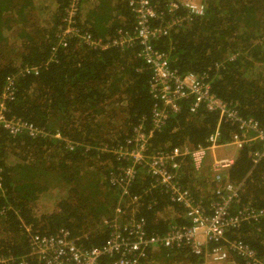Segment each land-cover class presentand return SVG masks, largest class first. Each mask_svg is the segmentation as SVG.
Masks as SVG:
<instances>
[{
	"label": "trees",
	"instance_id": "16d2710c",
	"mask_svg": "<svg viewBox=\"0 0 264 264\" xmlns=\"http://www.w3.org/2000/svg\"><path fill=\"white\" fill-rule=\"evenodd\" d=\"M67 1L0 0V93L6 77L16 74L7 117L25 119L41 129L33 137L0 125V256L8 260L5 264H19L21 259L47 264L31 251L30 232L50 235L64 228L80 248L100 245L119 197L107 181L119 164L101 145L122 143L141 117L149 124L150 71L136 49L93 48L69 36L65 46L51 51L65 25ZM126 1L81 0L74 26L95 38L132 29ZM204 1L203 16L155 45L168 53L179 73H206L215 94L264 127V0ZM25 66L36 67L37 73L17 74ZM190 102L182 101L180 111L154 133L151 150L206 142L217 117L203 109L189 113ZM221 127L225 140L236 130L225 122ZM68 140L75 143L72 148ZM249 150H239L227 173L230 181L240 184L239 205L264 210V162L252 166ZM192 175L189 165L183 166L179 182L187 186ZM151 184L142 168L131 183V193L142 195L139 212L147 232L162 233L171 221L183 223L159 215L169 205L167 195L150 189ZM58 186V200L37 212L44 196H51L44 192ZM225 237L243 240L264 257V216L228 229ZM158 253L156 259L150 256V264L177 262L186 251ZM186 259L193 260L190 255ZM110 263L109 257L101 258L100 264Z\"/></svg>",
	"mask_w": 264,
	"mask_h": 264
},
{
	"label": "built area",
	"instance_id": "2783aa9c",
	"mask_svg": "<svg viewBox=\"0 0 264 264\" xmlns=\"http://www.w3.org/2000/svg\"><path fill=\"white\" fill-rule=\"evenodd\" d=\"M80 1H67L62 17L65 25L56 34L57 42L51 51L65 46L69 36H76L93 48L136 49V56L150 71L148 93L153 104L149 124H145L146 120L141 117L122 143L103 146V150L113 155L119 164L117 171L110 172L107 177L111 186L118 189L119 197L112 222L107 223L106 239L100 245L83 249L64 228L50 235L30 232L31 251L47 264H100L104 256L111 259L110 264H150V256L159 249L185 250L186 254L198 260L194 264H206L207 259L215 264H225L234 258L240 260L237 264H264V257L255 248L241 239L225 237L228 229L263 217L264 210L239 205L240 184L230 181L227 173V168L234 163L232 158L214 157L210 163L206 161L211 151L233 146L239 150L243 147L250 149L252 166L264 162V127L253 117L239 115L235 103L215 94L206 73H179L170 65L168 53L155 45L174 30L203 16L206 12L205 1L127 0V7L133 15V28L118 29L113 35L103 38L92 37L74 26ZM29 73H37V68L25 66L17 71L20 75ZM15 77L16 74L6 77L0 93V125L14 132L39 136L41 129L33 123L22 118L7 117V103L15 96ZM186 99L191 100L189 113L196 114L203 109L217 117L206 142L151 150L150 138L165 126L171 115L180 111V104ZM223 122L236 129L226 140L222 135ZM54 136L60 137L58 133ZM73 144L66 141L69 148ZM187 164L194 176L209 178L210 184H213L212 195L206 199V203L179 182L182 167ZM205 165L211 178L207 177L208 174H202ZM139 168L151 177L150 189H159L167 195L169 205L160 211L162 216L166 213L165 217L183 219V223L171 221L162 233L147 232L146 219L139 212L143 205L142 195L131 193V183ZM174 205H178L181 211H177ZM147 207H150V203ZM7 261L0 256V264ZM19 264H26V261L21 259Z\"/></svg>",
	"mask_w": 264,
	"mask_h": 264
},
{
	"label": "rangeland",
	"instance_id": "374dc122",
	"mask_svg": "<svg viewBox=\"0 0 264 264\" xmlns=\"http://www.w3.org/2000/svg\"><path fill=\"white\" fill-rule=\"evenodd\" d=\"M13 31H14V29H13ZM18 43L20 44L21 41L18 40ZM115 127H117V124L115 125ZM103 146L104 145H101V148H100L101 150H103ZM206 171H207V168H206ZM205 173L208 174V172H205ZM209 176L210 175L208 174L207 177H209ZM186 185L190 188V190H192V192H194V195L196 197L202 198L204 201L208 197H210V195H211V192L209 190V185H211L209 178L204 179V180H200L198 177L192 175V177L188 179V183ZM61 191H62V189L58 186L57 189L56 188H53V189H51V190H49L47 192H44V193H48L51 196H47V195L44 196L43 200L39 204V208H38L37 212H43V211L46 210V207L45 206H51L53 203H55L58 200L57 195L59 193H61ZM162 214L163 213L160 212L159 215L161 216ZM164 216H166V213L164 214ZM103 219L101 221H103ZM105 224H107V223L105 222ZM183 256L184 257H188L189 255H187L186 253H184ZM195 261H196V263L198 262V260L197 259L195 260V258H194V262L192 264H194ZM208 262H212V261L210 259H207L206 264H208ZM212 263H214V262H212ZM187 264H188V261H187Z\"/></svg>",
	"mask_w": 264,
	"mask_h": 264
},
{
	"label": "crops",
	"instance_id": "0c3cea01",
	"mask_svg": "<svg viewBox=\"0 0 264 264\" xmlns=\"http://www.w3.org/2000/svg\"><path fill=\"white\" fill-rule=\"evenodd\" d=\"M238 153H239V149H237V148H235V147H233V146H224V147H219L217 150H213V151H211L208 155H207V159H206V161H207V163H210L211 162V160L215 157V158H220V157H229V158H232L233 160H235V158L237 157V155H238ZM231 167V166H230ZM206 168H207V166H205V169L203 170V175L204 174H206V173H204V172H207L206 171ZM229 168V167H228ZM228 168H227V170H228ZM210 178L212 177L211 175L209 176ZM200 180H204V178L203 177H198ZM212 183V182H211ZM212 189H213V184L212 185H209V190H210V192H212ZM211 195H212V193H211ZM210 195V196H211ZM209 198V197H208ZM208 198H207V200H208ZM207 200L205 201V203L207 202ZM177 223V222H176ZM158 251H161V249H159V250H156V252H153V256H154V259H156L155 258V256L156 255H158L159 253H158ZM193 258V257H192ZM232 260V259H231ZM187 259H186V257H181L180 258V260L179 261H177V262H170V263H168V264H187ZM193 261H194V258H193V260H190V261H188V264H192L193 263ZM233 261L235 262V263H233ZM233 261H229V262H226L225 264H237L238 262H237V260L236 259H233ZM153 264H157V262L156 263H153ZM208 264H214V263H212V262H208Z\"/></svg>",
	"mask_w": 264,
	"mask_h": 264
}]
</instances>
